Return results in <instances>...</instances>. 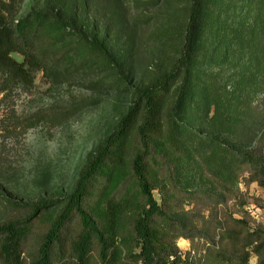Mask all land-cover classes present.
<instances>
[{"label": "rangeland", "instance_id": "1", "mask_svg": "<svg viewBox=\"0 0 264 264\" xmlns=\"http://www.w3.org/2000/svg\"><path fill=\"white\" fill-rule=\"evenodd\" d=\"M123 1V6L114 9L116 18L112 16L115 28L125 20L114 48L133 68L123 80L114 69L93 67L82 46L72 51L70 62L78 72L71 78L63 73L65 66L56 68V81L42 70L35 71L31 86L10 82L4 89L0 78V171L19 199L56 198V206L40 217V227L55 218L91 156L127 114L134 89L169 70L180 56L178 37L157 34L165 26L176 29L187 18L189 0ZM262 2L258 0L254 10L248 11L247 0H201L190 83L174 115L181 150H175L168 139L176 98L173 91L163 107L162 135L152 140L150 174L155 198L159 203L169 200L171 210L193 212L212 238L177 239L183 257L189 254L196 264H220L221 250L235 251L241 246L221 240L218 222L245 218L249 231L264 229V187L249 181V168L238 157L250 144H264V102L257 91L264 84L263 69L258 72L259 64L264 65V44L260 61L252 38L242 29L261 14ZM44 3L23 0L18 14L40 10ZM260 24L264 33V20ZM13 57L23 60L19 53ZM208 79L222 87L217 111L207 101ZM239 81L254 85L236 92ZM136 133L134 129L95 179L88 200L89 209L115 239L119 264H138L140 250L132 225L145 201L130 179L132 161L141 151ZM6 214L0 205V222ZM257 261L252 254L249 264Z\"/></svg>", "mask_w": 264, "mask_h": 264}, {"label": "trees", "instance_id": "2", "mask_svg": "<svg viewBox=\"0 0 264 264\" xmlns=\"http://www.w3.org/2000/svg\"><path fill=\"white\" fill-rule=\"evenodd\" d=\"M22 1L0 0V78L3 79L4 89L10 82L31 86L37 70H42L56 81V68L60 66H65L63 73L71 78L76 70L70 62L73 60L72 51H78L81 46L87 50L88 61H92L93 67L114 69L121 80L132 73V66L119 58L114 49L125 23L123 20L121 26L115 28L114 9L123 6V0H45L42 9L19 16L17 8ZM247 1V10H254L258 0ZM189 2L187 18L176 29L165 26L157 34L178 37L181 40L180 56L169 70H162L151 82L134 89L133 102L127 114L91 156L73 192L61 202L64 204L51 223L40 227L38 222L44 212L56 206V198L35 202L19 199L12 195L11 183L0 171V205L7 212L6 218L0 222V264H119L114 250L115 239L89 209L88 200L92 195L93 182L102 174L116 151L124 146L134 129L141 151L132 161L130 179L145 201L143 211L134 218L132 225L140 248L136 256L138 264H196L189 254L183 257L177 239L205 237L211 241L208 230L200 226L193 212L171 210V202L167 199L159 203L150 174L154 151L152 140L162 135L163 107L172 91L176 98L169 115L168 139L175 150H181L174 115L177 104L186 97V88L190 83L189 64L203 11L201 0ZM260 10L261 14L254 17L246 28L248 20L242 29L252 38L254 53L261 56L262 61L264 33L259 27L264 20V2ZM14 53L22 55L23 60L13 57ZM125 69L128 71L125 72ZM260 69H263L264 80V65L259 64L258 72ZM253 85V82L244 85L239 81L235 89L240 92ZM221 88L212 79H208L205 85L207 101L214 105L216 111L220 108ZM257 91H260L264 102V84ZM238 157L249 168V181L264 187L262 141L250 144ZM4 193L9 196L5 197ZM117 203L119 201L116 200ZM216 225L221 231L222 241L230 240L234 246L241 245L232 249H237L235 251L221 250L220 264H249L252 254L258 257L257 264H264L263 228L249 231L245 218L226 219Z\"/></svg>", "mask_w": 264, "mask_h": 264}]
</instances>
